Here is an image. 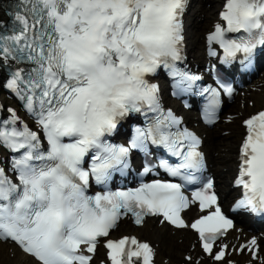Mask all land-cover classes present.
<instances>
[{"label": "snow or ice", "instance_id": "6c2138e0", "mask_svg": "<svg viewBox=\"0 0 264 264\" xmlns=\"http://www.w3.org/2000/svg\"><path fill=\"white\" fill-rule=\"evenodd\" d=\"M21 5L12 34L0 35V60L30 65L13 72L7 87L24 101L43 138L12 109L10 119L0 121V146L19 153L11 161L15 181L0 167V243L14 244L34 264H91L85 253L94 254L99 238L131 213L137 225L157 216L176 228L191 227L204 251L222 260L227 245L214 253L213 244L233 224L210 179L192 202L211 211L191 225L181 218L190 206L181 184L157 180L134 190L88 194L92 181L106 186L113 171L128 166L130 151H146L149 141L177 157L175 165L161 161L169 175L199 182L200 138L181 130L182 121L162 109L159 87L147 79L161 66L182 80L201 79L174 68L182 59L187 0H21ZM221 19L224 24L215 25L207 39L223 50L226 61L238 53L250 58L264 47V0H226ZM241 31L240 39L227 35ZM220 87L232 95L230 86ZM205 91L210 92L206 118L212 122L221 93ZM142 111L156 113L154 123L137 128L129 146L107 142L121 119ZM245 127L235 181L243 198L234 210L264 214V112L246 120ZM105 246L112 264H133V258L152 264L153 249L135 237ZM244 248L255 257L256 239Z\"/></svg>", "mask_w": 264, "mask_h": 264}, {"label": "bare ground", "instance_id": "6f19581e", "mask_svg": "<svg viewBox=\"0 0 264 264\" xmlns=\"http://www.w3.org/2000/svg\"><path fill=\"white\" fill-rule=\"evenodd\" d=\"M221 0H200L198 5H200L199 10H197L195 15V21L191 23V48L193 54L197 55L199 50L203 47L202 32L209 26L210 23L216 18L217 5ZM206 3L209 4L207 8ZM203 17V19H202ZM202 39V40H201ZM264 72V71H262ZM257 81L254 84L264 81V77L259 75L256 77ZM251 99L259 102L261 96L259 93H251ZM259 107L249 108L246 107L245 110L238 108L236 104H233L231 110L234 112H229L230 114H240L248 116L249 114L258 110ZM240 117L235 118L233 124L226 126L219 123L217 127L213 130H205L206 133V144L204 149L208 153L210 158V163L212 164V171L217 176L218 185L220 191L224 195V199L228 201L232 196L236 195V191H232L229 186L230 179L236 175V165L234 159V150L236 149L237 141L240 139L239 126ZM227 127L226 130L230 131L228 136H222V128ZM243 136V135H242ZM242 139V137H241ZM227 168L225 172L224 169ZM128 224L127 221L121 223L120 227H124ZM141 237L147 238L148 240L158 243V261L163 262L164 259H169L170 264H179L181 260V254L188 252L190 250L191 243L196 239L189 231H178L173 235L172 230L167 225L159 227L156 221L148 220L142 229L136 231ZM179 240L182 242L179 244ZM262 242V252L264 253V240ZM14 253V259L11 260L10 250ZM0 264H34L31 258L24 256L16 248L10 247L7 244H0ZM201 264H210L207 260H203Z\"/></svg>", "mask_w": 264, "mask_h": 264}, {"label": "rangeland", "instance_id": "374dc122", "mask_svg": "<svg viewBox=\"0 0 264 264\" xmlns=\"http://www.w3.org/2000/svg\"><path fill=\"white\" fill-rule=\"evenodd\" d=\"M223 1V0H222ZM222 1L220 2V4H219V6L217 5V9H216V14H217V11L219 10V8L221 7V3H222ZM207 6H209V4L207 3ZM199 7H200V5H198L197 6V9H199ZM208 8V7H207ZM196 9V10H197ZM194 14V13H193ZM202 19H203V17H202ZM195 20V16H193L192 15V17H191V23L193 22ZM240 120H241V118H240ZM239 128V130H240V133H239V136H240V138L242 137V135H243V130H242V128L239 126L238 127ZM229 135V134H228ZM228 135H222V136H228ZM239 141H240V139L237 141V144H236V149L234 150V159H235V165H236V153H237V147H238V145H239ZM224 171L226 172L227 171V168H225L224 169ZM231 182V181H230ZM181 242H179V244H180ZM181 255H183V253L181 254ZM180 255V256H181ZM182 257V256H181ZM14 258H12L11 257V260H13Z\"/></svg>", "mask_w": 264, "mask_h": 264}]
</instances>
